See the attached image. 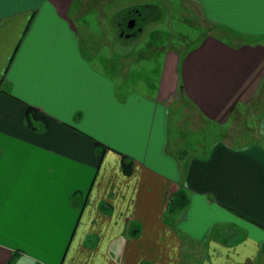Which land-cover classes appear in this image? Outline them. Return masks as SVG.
Masks as SVG:
<instances>
[{
    "label": "crops",
    "instance_id": "1",
    "mask_svg": "<svg viewBox=\"0 0 264 264\" xmlns=\"http://www.w3.org/2000/svg\"><path fill=\"white\" fill-rule=\"evenodd\" d=\"M97 2L106 7L0 0V264H180L182 244L201 251L199 264H264V145L217 140L189 151L166 128L172 105L225 124L260 95L264 133V0H182L221 30L158 49L145 92L125 85L122 48L110 44L107 58L93 45L87 15ZM27 107L44 128L25 127ZM177 186L187 204L165 222Z\"/></svg>",
    "mask_w": 264,
    "mask_h": 264
},
{
    "label": "rangeland",
    "instance_id": "2",
    "mask_svg": "<svg viewBox=\"0 0 264 264\" xmlns=\"http://www.w3.org/2000/svg\"><path fill=\"white\" fill-rule=\"evenodd\" d=\"M106 1V7L103 8L101 3L97 2V6L91 9L87 15L91 23V32L94 31L97 34V39L92 40L93 45L97 49L107 52V58L109 57L110 44H112L114 54L117 53L119 48H122L123 51L121 52L127 55L124 59L128 69L125 85L136 86L141 92H145V83L149 78L151 80L155 79L161 60V52L158 49L166 48L167 46L175 49H184V47L195 44L202 36V33H215V29H212L210 25L202 21L198 8L189 2H182V0ZM144 4L157 5L159 8L150 15H145L143 12L146 18L143 22L147 23L143 33L129 41L125 47L115 44L110 35H113L114 38L117 28L115 25L114 28L113 25L111 27L109 22L111 19H107L110 11H114V15L117 14L116 23H120L119 14L125 13L130 8L140 10ZM123 7L125 8L119 10ZM151 15L156 18L152 19ZM235 36L227 34L222 37L227 41H232L231 39L237 38ZM100 38H102L101 45L99 44ZM259 40L264 44V38H259ZM146 44L149 46L144 47ZM101 56H105V54L102 53ZM111 59L114 67H116L118 64L115 61L118 59L115 56H112ZM104 62L105 57H98L96 64L101 68ZM117 75L120 77L121 74ZM260 97L258 95L255 100L248 104V108H242V112L225 124L210 122L204 124V121L195 115L193 107L182 108L181 105H172L169 107V125L168 127L166 125L168 138L171 142L177 131L178 148L189 151L195 147L199 149L201 146L202 150H204L217 140L236 145H245L251 142L264 145V133H260L262 137H253L255 133L252 131L258 127L257 119H262L263 117L262 104L258 103ZM182 117L184 120H182V123H178V125L181 124L180 130H178L175 128L174 122L180 121L179 118L182 119Z\"/></svg>",
    "mask_w": 264,
    "mask_h": 264
},
{
    "label": "trees",
    "instance_id": "3",
    "mask_svg": "<svg viewBox=\"0 0 264 264\" xmlns=\"http://www.w3.org/2000/svg\"><path fill=\"white\" fill-rule=\"evenodd\" d=\"M209 25L211 26L212 29L221 30V28H219L215 25H212V24H209ZM261 93L263 94L262 89L261 90L259 89V94H261ZM258 103L262 104V102L260 100L258 101ZM247 106H248V104L237 105L233 109V111L231 112L230 121L238 113L242 112V110H243L242 108H246ZM257 120H258V122H257L258 127L256 129L252 130L255 133L253 137H262L260 134L261 133V131H260L261 130L260 118H258ZM23 123H24L26 128H28L32 131H37L39 127L44 128L46 126V121L44 120V118L42 116H40L38 111L32 107H27L25 109V112L23 115ZM245 145H259V144L251 142V143H246ZM94 149L97 152V154H99V155H101L104 151V147L101 144H97V143L94 144ZM120 167H121V170L124 174H129L131 171V161L129 159H127L126 157L121 156L120 157ZM186 204H187V198L185 196V193L182 191V189H180L177 186L175 188V190L170 192L166 197L165 206H164L166 215H164V221L168 222V218H167L168 213H171V212L173 213L175 211H178V210L182 209ZM202 257L203 256L201 254V251H199V250H188V251H186L184 245L182 244V248L179 251L180 264H199ZM10 261H11V259H10Z\"/></svg>",
    "mask_w": 264,
    "mask_h": 264
},
{
    "label": "flooded vegetation",
    "instance_id": "4",
    "mask_svg": "<svg viewBox=\"0 0 264 264\" xmlns=\"http://www.w3.org/2000/svg\"><path fill=\"white\" fill-rule=\"evenodd\" d=\"M143 12L145 15H150L151 13L155 12V10L146 8L145 6H142L140 10L136 8H130L129 10L125 11V13L123 12V14L120 16L121 22L116 24V32L118 34H122L124 37H127L130 41L141 35L145 25L147 24L143 22V20L146 19ZM151 18L154 19L153 15H151ZM148 46L149 45L146 44L144 47Z\"/></svg>",
    "mask_w": 264,
    "mask_h": 264
}]
</instances>
